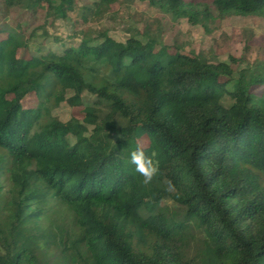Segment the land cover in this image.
<instances>
[{
	"label": "trees",
	"instance_id": "trees-1",
	"mask_svg": "<svg viewBox=\"0 0 264 264\" xmlns=\"http://www.w3.org/2000/svg\"><path fill=\"white\" fill-rule=\"evenodd\" d=\"M138 1L211 16L207 0ZM211 1L220 16L264 15V0ZM2 2L55 20L77 4ZM0 34V264H264V74L138 33L29 56L17 50L36 29ZM63 102L81 115L60 120ZM137 146L159 165L147 186L129 163Z\"/></svg>",
	"mask_w": 264,
	"mask_h": 264
},
{
	"label": "rangeland",
	"instance_id": "rangeland-1",
	"mask_svg": "<svg viewBox=\"0 0 264 264\" xmlns=\"http://www.w3.org/2000/svg\"><path fill=\"white\" fill-rule=\"evenodd\" d=\"M95 0H77L74 10L65 19H53L46 16V10L38 8L28 10L22 7L6 8L0 0V25L7 23L20 27L28 35L37 30V37L30 42L29 48L17 50V56H29L37 46L46 50L61 52L65 47L76 46L83 33L107 32L118 41H124L132 34L151 37L155 47L166 46L174 52L176 48L198 55L208 62L226 61L232 56L234 76L242 68L250 73L264 74V15H238L229 13L218 15L211 0L201 1L207 6L211 16L200 18L192 24L187 18H174L146 2L138 0H117L86 13L83 18V6L93 7ZM47 31L43 35V31ZM5 34H0L4 37ZM258 94L261 88H253ZM91 99V98H90ZM24 108L37 105L34 93L23 100ZM60 120H67L71 115L80 116L78 108H70L65 102L53 110Z\"/></svg>",
	"mask_w": 264,
	"mask_h": 264
},
{
	"label": "clouds",
	"instance_id": "clouds-1",
	"mask_svg": "<svg viewBox=\"0 0 264 264\" xmlns=\"http://www.w3.org/2000/svg\"><path fill=\"white\" fill-rule=\"evenodd\" d=\"M129 163L134 165L135 171L143 178L144 185H150L159 174L158 162H155L152 157L147 156L142 146L130 153Z\"/></svg>",
	"mask_w": 264,
	"mask_h": 264
}]
</instances>
